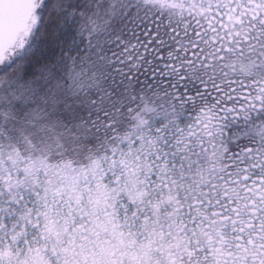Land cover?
Masks as SVG:
<instances>
[{
  "label": "snow or ice",
  "instance_id": "snow-or-ice-1",
  "mask_svg": "<svg viewBox=\"0 0 264 264\" xmlns=\"http://www.w3.org/2000/svg\"><path fill=\"white\" fill-rule=\"evenodd\" d=\"M0 264H264V0H0Z\"/></svg>",
  "mask_w": 264,
  "mask_h": 264
}]
</instances>
